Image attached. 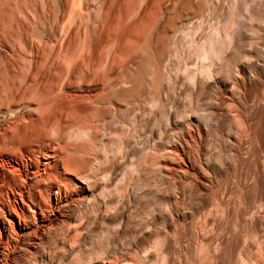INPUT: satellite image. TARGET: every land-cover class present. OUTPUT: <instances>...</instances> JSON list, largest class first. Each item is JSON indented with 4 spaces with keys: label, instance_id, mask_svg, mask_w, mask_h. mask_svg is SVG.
I'll return each mask as SVG.
<instances>
[{
    "label": "rangeland",
    "instance_id": "rangeland-1",
    "mask_svg": "<svg viewBox=\"0 0 264 264\" xmlns=\"http://www.w3.org/2000/svg\"><path fill=\"white\" fill-rule=\"evenodd\" d=\"M54 56L84 71L113 58L135 84L134 110L112 104L93 147L64 137L122 186L117 209L86 218L85 241L100 240L88 249L124 264H264V0H0V67ZM34 106L0 112V128Z\"/></svg>",
    "mask_w": 264,
    "mask_h": 264
},
{
    "label": "bare ground",
    "instance_id": "bare-ground-1",
    "mask_svg": "<svg viewBox=\"0 0 264 264\" xmlns=\"http://www.w3.org/2000/svg\"><path fill=\"white\" fill-rule=\"evenodd\" d=\"M219 32L214 31L215 35ZM205 55L200 56V65H207ZM104 61V68L84 71L71 68L70 59L46 57L34 68L15 73L8 61L2 62L0 75L6 95L0 112L20 113L23 105L35 104L37 118L24 114L1 124L0 264H124L115 253L104 261L103 255L88 249L100 240L86 242L82 234L86 218L106 211L111 204L117 209L122 190L110 169L95 167L99 160L89 156L86 145L97 143L112 104L127 101L133 111L136 100L135 84L128 73L115 59ZM260 122L264 129V109ZM74 129L88 137L86 145L65 141V135ZM117 136L115 131L111 143ZM168 151L181 160L174 150ZM130 162L134 170V160ZM182 171L192 175L188 169ZM129 262L137 264L134 258Z\"/></svg>",
    "mask_w": 264,
    "mask_h": 264
}]
</instances>
